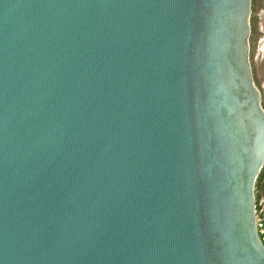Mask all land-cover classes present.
<instances>
[{
	"label": "water",
	"instance_id": "obj_1",
	"mask_svg": "<svg viewBox=\"0 0 264 264\" xmlns=\"http://www.w3.org/2000/svg\"><path fill=\"white\" fill-rule=\"evenodd\" d=\"M251 16L0 0V264H264Z\"/></svg>",
	"mask_w": 264,
	"mask_h": 264
},
{
	"label": "rangeland",
	"instance_id": "obj_2",
	"mask_svg": "<svg viewBox=\"0 0 264 264\" xmlns=\"http://www.w3.org/2000/svg\"><path fill=\"white\" fill-rule=\"evenodd\" d=\"M255 3V10H252L251 16V36L249 41L250 55L249 64L251 67L252 78L262 98L264 108V0H252ZM255 22V27L253 24ZM264 184V170L256 185V206L257 220L263 224L264 233V197L262 188Z\"/></svg>",
	"mask_w": 264,
	"mask_h": 264
},
{
	"label": "built area",
	"instance_id": "obj_3",
	"mask_svg": "<svg viewBox=\"0 0 264 264\" xmlns=\"http://www.w3.org/2000/svg\"><path fill=\"white\" fill-rule=\"evenodd\" d=\"M257 225H258V230H259L261 240L264 243V233H263V230H261L263 228V224L261 223L259 224V221L257 220Z\"/></svg>",
	"mask_w": 264,
	"mask_h": 264
},
{
	"label": "trees",
	"instance_id": "obj_4",
	"mask_svg": "<svg viewBox=\"0 0 264 264\" xmlns=\"http://www.w3.org/2000/svg\"><path fill=\"white\" fill-rule=\"evenodd\" d=\"M252 10H255V3L254 2H253V5H252ZM253 24H254V27H255V22L254 21H253Z\"/></svg>",
	"mask_w": 264,
	"mask_h": 264
},
{
	"label": "flooded vegetation",
	"instance_id": "obj_5",
	"mask_svg": "<svg viewBox=\"0 0 264 264\" xmlns=\"http://www.w3.org/2000/svg\"><path fill=\"white\" fill-rule=\"evenodd\" d=\"M263 186H264V184H263Z\"/></svg>",
	"mask_w": 264,
	"mask_h": 264
}]
</instances>
